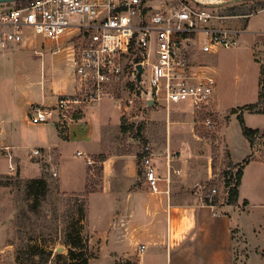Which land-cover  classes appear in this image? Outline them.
I'll return each mask as SVG.
<instances>
[{"label":"crops","instance_id":"1","mask_svg":"<svg viewBox=\"0 0 264 264\" xmlns=\"http://www.w3.org/2000/svg\"><path fill=\"white\" fill-rule=\"evenodd\" d=\"M17 6L16 3L3 4L2 8L12 9ZM262 10L264 7L254 13H239L236 15L255 16L225 22L228 26L246 29L238 47L242 44L251 47L254 61L260 69L259 86L261 68L264 66ZM6 30L0 27V32ZM40 37L46 45L43 44L44 51L36 49ZM73 37L74 33H70L53 41L28 30L22 44L0 48V147L10 148L17 167L16 173L20 174L21 179L40 178L43 174L41 163H44L57 174V183L61 181L60 176L64 171V144L76 143L79 148H85V151H77V156L79 152L83 154L78 157L84 162L75 163L76 169L72 168L73 183L61 191L87 195L86 227L91 232L90 245L92 248L96 241L100 250L98 258L92 259L89 264L93 260L100 262L102 259L104 264H235L236 253L240 247L245 251V264H251L252 259L258 256L264 260V203L261 205L262 211L256 213L251 209L250 201L241 200L240 197L238 206L227 205L223 211H219L204 204L200 196L198 199L192 198L194 191L191 186L196 187L201 182L211 181L213 173L212 159L207 156L204 158L198 150L199 137L195 134L192 123L190 127L186 123L182 125L183 122H175L176 125H182V135L177 139L168 136L165 148L160 141L152 140L149 130L145 131L147 144L153 147L155 153L157 175L163 179L160 182L161 192L157 194L149 188L141 162L140 150L145 144L140 146L138 139L134 138H128L127 143L125 138L122 141L123 115H120L119 129L111 130L110 127L102 125L99 126L101 134L98 136L94 133V125L87 126L85 117L87 108L92 104L71 119L57 118L55 138L50 139L43 133L30 136L24 132L26 125H46L32 124L31 116L35 108L41 105L50 108L60 97H73L77 94L70 51ZM33 47L34 53L41 57L37 67L26 52ZM218 51L211 55H216ZM60 56L63 66L72 71L73 79L69 77L70 73L64 77L55 75ZM218 97L217 88L215 106ZM115 106L121 108L120 102L115 100ZM152 107L154 105L150 108ZM170 113L171 110L168 117ZM247 114L252 113H244L245 123ZM167 120L169 125V119ZM252 129L264 132V127ZM241 133L243 135L242 128ZM225 144L232 161L229 129L225 135ZM35 149L41 151V156H32ZM167 149L176 153L172 157L171 172L166 162ZM251 149L253 154L255 149ZM6 155L7 151L0 150V227L5 225V230L1 229L0 234V264L15 261V245L10 241V225L15 214V204L12 191L3 185L5 179L14 174L9 172ZM263 158L264 156L258 157L252 162H260ZM88 160L92 161V165H99L98 171L88 166ZM175 170H180L181 174H174ZM169 175L170 184H167L165 178ZM90 185L96 188H91ZM244 201H248L247 206L243 205ZM245 219L253 220L245 223ZM141 246L146 247L143 254L140 252Z\"/></svg>","mask_w":264,"mask_h":264},{"label":"built area","instance_id":"2","mask_svg":"<svg viewBox=\"0 0 264 264\" xmlns=\"http://www.w3.org/2000/svg\"><path fill=\"white\" fill-rule=\"evenodd\" d=\"M151 1L32 0L12 9L0 5V27L7 29L0 32L1 49L22 44L28 30L53 41L74 33L70 51L77 94L60 97L54 107L35 108L32 124L71 119L88 105L106 98L120 102L125 94L130 96L127 107L136 102L149 107L152 101L154 106L164 104L167 113L180 104L192 107L194 113L214 106L218 81L208 65L196 62L198 39L203 40L201 50L205 54L236 48L246 29L225 22L254 14L221 13L207 0H174L170 8L155 10L150 7ZM138 65L142 66L140 81ZM205 123L212 127L211 119ZM0 150L7 151L9 172L15 174L17 167L10 148ZM140 153L148 186L153 193H160L163 179L157 175L153 147L145 144ZM32 156H41V151L33 150ZM78 156L83 154L79 152ZM175 156L167 149L169 172ZM174 174L180 175L181 171L175 170ZM165 181L170 184V175ZM196 188L201 190L202 186ZM215 195L217 189L213 188L210 197ZM145 251L146 247L141 246L140 252Z\"/></svg>","mask_w":264,"mask_h":264},{"label":"rangeland","instance_id":"3","mask_svg":"<svg viewBox=\"0 0 264 264\" xmlns=\"http://www.w3.org/2000/svg\"><path fill=\"white\" fill-rule=\"evenodd\" d=\"M153 1V3L150 2V5L155 10L163 9V5L168 9L174 2V0ZM207 1L216 4V6L221 8L219 9V12L225 14L230 13L232 15L248 12L254 13V11L256 12L264 7V4L259 5L249 2L236 3L235 0ZM43 44L45 45L43 39L40 37L36 49L44 51ZM202 44V38L198 39L196 47V62L198 61L199 63L208 65L210 67V74L215 76L218 81L219 100L216 106L214 104L209 111L193 113L192 107L190 106L185 104L180 106L174 105L172 106L170 116L168 117L167 109L162 103L150 108L147 105L145 106V104L136 102L135 106L127 107L126 99L130 96L125 94L120 101L121 108L115 106V99L106 98L88 107L85 112V117H87V126L94 125V133L98 136V134H101L99 132V126L104 125L107 128L110 127L111 130H116L120 124V115H123L122 122L125 121V126L129 128L126 133L122 132L121 136L123 142L124 138L126 143L128 142V138H134V140L138 139L140 146L143 145V140L140 137L143 133L137 132L138 128L142 126L149 130L152 140L157 142L160 141L164 145V148L166 147L168 136L170 137L171 135L172 138L177 139L179 135H182L180 133L182 125L186 123L191 127L192 123L194 132L199 137L198 140L196 139L199 145L198 150H200V153L204 158L207 156V158L212 159L213 170L211 171L213 173L211 180L217 181V184H214L211 188L208 186L211 181L207 180L201 182V190L192 185L191 189L194 191L192 198L198 199L200 196L201 199L204 200L206 192H210L211 189L216 188L217 195H219L221 200L220 204L222 205L220 208L217 207V209L223 211L227 206L226 198L228 196V189H225L222 184L218 183L219 180H222L223 173L226 170H229V162L230 169H236L238 163H242L248 155L252 154L249 142L244 139L241 133L240 122L237 118L240 109L236 112L237 114L232 113V109L258 102L260 69L254 61L251 47L248 45L242 44L238 48L220 49L216 55H211L205 54L201 50ZM34 51L35 47L26 52L29 55V59L32 60L33 64L37 67L40 63L41 57L36 55ZM58 58V67L55 71V75L64 77L70 73L69 77L73 79L74 76L72 75V71L63 66L61 59L62 56ZM145 80L148 81L147 75H145ZM192 114H194L193 118ZM177 115L183 117L177 118ZM245 117L247 118L246 125L248 127H264V115L247 114ZM167 119H169V125ZM208 119L212 120V127L206 125L205 122ZM55 121L56 119L46 123L45 127L26 125L24 126V132L30 136H34L37 133H43L44 135H48L50 139L55 138V134L57 135L55 132ZM175 122L183 123L182 125H176L177 123L175 124ZM228 129L231 136L230 147L233 154L232 161L231 159L228 161L226 159L227 146L225 144V135L227 134ZM262 134L263 132L260 131L254 142L255 152L252 154L254 160H257L258 157L264 156V136ZM97 138L98 137H96V139ZM79 149L85 151V148H79L76 143L66 142L64 144L62 152L64 155V166H62L65 172L63 171V175L60 176L61 181H58V183L51 168L47 167L44 163H41L43 171L46 170L48 174L47 180L49 184V192L38 211H28V201L26 200L23 186L18 183L19 181H16L17 179H13V183L9 187V190L13 193L15 214L13 222L10 225V241L15 245V261H7L8 264L16 263L18 249L23 250L31 245H37L41 249L52 251V257L48 264H89L92 259L98 258L100 251L99 245L95 241L91 248V232L88 227H86V220L83 223L82 237L89 242L86 243V249L76 251L78 254H82V257L72 260L69 256L70 248L64 243L65 231L68 224L72 221V216H77V210L81 205L86 211L88 207L86 194L64 193L61 191L69 188L73 183L71 171L72 168L76 169L75 163L84 162L83 159H80L77 156V151ZM256 151H258V153H256ZM231 162L236 165H233ZM88 166L94 167L95 170L99 167V165ZM263 171L264 158L260 162H250L244 169L243 184L240 188L241 200H249L251 209L256 211V213L257 211H262L261 205L264 203ZM95 174H97L96 171ZM10 180H12L11 177L5 179L3 183ZM96 180L97 179H95V181ZM90 187L96 188L93 185H90ZM240 209L242 208L240 207ZM252 220L245 219L243 222L251 223ZM3 228L5 230L4 224L0 227V234L2 231L1 229ZM58 254H61L62 256L60 259H58ZM245 257V251L240 247L236 253L235 264H245ZM256 262H258V264H264L263 258L259 256L254 257L251 264H256ZM91 264H104V260L102 259L100 262L93 260Z\"/></svg>","mask_w":264,"mask_h":264},{"label":"trees","instance_id":"4","mask_svg":"<svg viewBox=\"0 0 264 264\" xmlns=\"http://www.w3.org/2000/svg\"><path fill=\"white\" fill-rule=\"evenodd\" d=\"M30 1L32 0H24L21 2H17L16 4L18 5L17 7H19L26 5ZM254 3L264 4V1H255ZM238 109H240V111L237 115V118L240 122L243 135L248 140L251 147L254 148L255 139L260 131L258 129L249 128L246 125L244 120V113L248 112L252 114L264 115V66H262L261 68L259 101L256 104H248L240 108L232 109V113H236ZM124 122L125 121L122 122L121 129L124 133H126L129 128L125 126ZM145 131L146 129L142 126H140L137 130L138 133H143V135L141 134L140 137L142 138L143 143L147 144L148 139L145 137ZM262 135L264 136V132ZM226 159L227 161L230 159L228 152H226ZM252 161H254V158L251 155L243 160L242 163L237 164L238 167H236V169H230V162H227L229 170H226L223 173L222 180H219L218 182L222 184L225 189H228L226 205H239L240 187L242 185L244 169ZM47 175V171L44 170L40 178L23 180L20 178V174L16 173L11 177L12 180L4 183L3 185L6 187H10L13 183V179H17L16 181H19L18 183L22 184L23 186L24 194L26 196V200L28 201V211L34 212L39 210L49 192ZM214 184H217V181L211 180L208 186L211 188V186H214ZM89 192L90 191H87V193ZM210 192H206V197L203 200L204 204L220 208L222 205L220 204L221 200L219 195L210 197ZM243 205L247 206L248 201H244ZM77 216H72V221L68 224L64 236V243L70 248L69 256L72 260L82 257V254H78V252L76 251L86 249V243L89 242H87L85 238L82 237L83 223L85 222L87 217V211L83 209L82 205L77 210ZM51 257L52 251L41 249L37 245H31L23 250L18 249L16 254V264H48ZM61 257V254H58V259H60Z\"/></svg>","mask_w":264,"mask_h":264},{"label":"water","instance_id":"5","mask_svg":"<svg viewBox=\"0 0 264 264\" xmlns=\"http://www.w3.org/2000/svg\"><path fill=\"white\" fill-rule=\"evenodd\" d=\"M21 1H24V0H0V5H3V4H12V3H17V2H21ZM255 1H264V0H235L236 3H245V2H255ZM137 69H138V81L141 80V75H142V66L141 65H138L137 66ZM153 102L150 101L149 102V107L153 106Z\"/></svg>","mask_w":264,"mask_h":264}]
</instances>
